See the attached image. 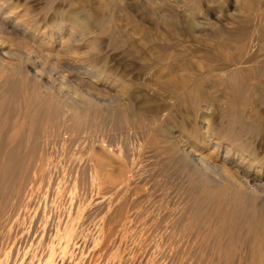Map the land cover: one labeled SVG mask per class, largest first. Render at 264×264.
<instances>
[{"label": "bare ground", "instance_id": "obj_1", "mask_svg": "<svg viewBox=\"0 0 264 264\" xmlns=\"http://www.w3.org/2000/svg\"><path fill=\"white\" fill-rule=\"evenodd\" d=\"M87 1L45 0L39 19L42 13L32 16L26 8L21 15L15 2L0 0V220L9 223L6 232L13 234L9 218L17 195L20 206L32 202V209L15 215L19 223L28 216L29 232L39 233L30 245L36 252L61 211L87 227L95 223L108 238L145 237L146 249L156 242H148L149 235H168L161 248L176 247V256L202 248L206 237L226 228H244L250 241L240 252L264 264V61L243 54L244 42L264 27L262 0L253 1V13L245 0H234L246 14L233 36L239 56L201 50L197 60L184 59L180 49L195 45L204 25H216L205 13L226 0H112L114 6L89 0L99 16ZM146 19L165 25L174 39L161 32L165 51L150 50L153 60L140 58L121 74L111 56L138 54L134 38L144 48L153 43L140 26ZM31 171L33 183L48 186L49 195H28ZM176 180L189 205L180 202L185 216L174 221L159 200ZM157 197L161 209L152 211ZM211 205L210 224L199 212ZM215 241L224 247V240Z\"/></svg>", "mask_w": 264, "mask_h": 264}, {"label": "rangeland", "instance_id": "obj_2", "mask_svg": "<svg viewBox=\"0 0 264 264\" xmlns=\"http://www.w3.org/2000/svg\"><path fill=\"white\" fill-rule=\"evenodd\" d=\"M11 1H12V3L15 2L14 4L17 5L18 7H20L18 12L21 15H23L25 13L26 8H29L31 11H33L32 16H35L38 13H42V14H38L39 19L42 18V15L45 14L46 10H44V9L48 8V6H45L46 5L45 0H11ZM91 1H93V0H91ZM95 1H97V0H95ZM95 1H93V3ZM103 1H105L109 4H112L111 3L112 0H103ZM226 1H227V3L222 2L220 4L219 2H217L216 4L210 5L211 7L210 6L208 7L209 11L207 13H205V15H207L210 18L209 19V20H211V21H209L210 23H213L216 25L213 27L204 25L205 30L203 31V33H201V35H204V36L200 37L199 41L197 43H194L195 45L192 46V44H190V43H187V44L185 43L184 44L185 46L183 45L184 48L180 49V50H182L181 56L182 55H183V57L186 56V58L184 57V59L190 58L191 60H194L196 58V60H197L198 56H200L199 51H201V50L204 52L209 51L208 55H210V56H213V55L215 56V54H216V56H223V57H225L226 55L227 56H239L240 50L237 51L238 50L237 48H240L239 47L240 45L237 44V41H238L237 38L236 37L234 38L233 36L237 35V33L238 34L240 33L241 28L244 26V23H243L244 19L243 18H244V16H246V14L242 15V14H240L241 11L239 10V8H237V9L234 8L236 6V3L234 0H226ZM253 1H256V3H257L258 1L260 2L261 0H245V2H243V0H242V2L245 3L246 7L251 8L249 11L252 13H253V11H251L252 6H253L252 4L255 3ZM262 1H261L262 3L260 2V4L263 5L264 0H262ZM90 2H89V0L87 2H85L84 5L86 6V8L90 12L96 13L97 16L101 15L100 12L98 14L96 11L92 10L91 7H89L90 4L92 3V2L91 3ZM27 5H28V7H27ZM112 6H114V4H112ZM179 11L180 10H178V12L177 11L176 12L179 13ZM140 13L135 12V14L133 13V15L135 16L138 14L139 16H141ZM179 15L181 16L182 14L180 13ZM223 15L228 16L230 19H232V18L237 19V23L236 22L232 23L231 21L226 23L227 21H224L225 18L223 17ZM149 17L150 18L154 17V15L153 16L151 15ZM38 18H36V19H38ZM134 20L139 21V19L137 20L136 18ZM146 20H148V19H146ZM146 20H145V22H140V23H143V25L141 24L140 26L146 33L145 37H147V38L150 37L153 41L150 39L149 40L152 41L153 43L149 44L148 47L146 46V48H144L145 46H143V44H140L139 43L140 41H138L136 38H134L133 40H135V42H134L135 44L134 43L133 44L135 46H137L136 48H138V49H136V50H138L137 51L138 54L134 51V52H131L130 54H128L127 55L128 57L126 55L120 56V57L118 56L119 58L115 57L114 55H112L113 57L111 56L112 59L115 58L114 60H112L114 65H116L117 63H118L117 65H120L121 74H126L124 72H126L128 69L130 70L129 66L131 65V63L132 62H134V63L139 62L140 58H142V59L147 58L149 60L150 59L153 60L154 56L152 57V55H151L152 51H150V50H152V49L154 50L155 48H158V49L160 48L162 50L163 47L166 45L164 42L160 41V39H161L160 37L162 34L161 32H165L167 30V28H165V30H164L165 25L158 26L160 28L159 29V28L155 27V25L151 22L150 19L147 22H146ZM222 21H223V23H222ZM218 27L220 29L222 27L223 32L224 31L225 32L223 33L221 31L222 29L220 30ZM166 32L165 33L169 36V37H167L165 35L166 38L174 39V37L171 36L170 32H168V31H166ZM226 32H228L227 35H226ZM254 34H253L254 37L253 36L249 37V38H252L251 39L252 41L249 40V38H248L247 41L244 42L245 43L244 46L247 43L246 46L248 49H246L245 52L247 51L248 55H247V53H243V54L246 55L247 58H249V55H250V57L253 56L255 59L263 62L264 61V27L262 28L261 26H258L257 30H255ZM186 45H188V46H186ZM221 45H222V47H221ZM183 46H181V47H183ZM244 46L242 45V47H244ZM166 48L167 47H164L163 50L165 51ZM101 49L104 50L105 45H102ZM226 50H228V51L226 52ZM195 56H197V57H195ZM253 57H251V58H253ZM115 61H116V63H115ZM258 66L253 67L255 69V72H254V69L250 70V71L257 73L256 71H257ZM126 67H127V69H126ZM33 174H34V172L31 171L30 172V178L32 181L28 185V195L34 196V194H37L39 191H40L39 192L40 195L41 194L43 196L46 194L49 195L50 193H48V189H47L48 186L41 185L40 183L39 184L33 183ZM176 181H174V183H176V184H172L170 186L169 190H171V191L168 190L167 195H165V197H167V198L163 197V199L164 198L168 199V201L164 200V202H165V204H164L163 201H161L163 199L159 200L160 202H162V204H163L162 206L166 210L167 214H170V212H172L171 213L173 215L172 218H175V219H173L174 221L176 220L177 214H178L177 219H181V218H183L182 216H185V214L183 215V213H185L186 210L182 209L183 208L182 206L184 205V208H186V206L189 205L188 197L183 192L180 191L179 186H178L179 185L178 181L177 182ZM174 187H176V188H174ZM37 188H39L40 190ZM35 192H37V193H35ZM156 195L157 196L163 195V193L158 192ZM171 195L173 196V198H174V196H178V197L177 198L175 197V199H173ZM169 197L171 198V200L172 199L173 200L170 201ZM178 198H179V200H177ZM158 199H160V198L159 197H157V199L155 198L152 211L155 210V207L161 209V203L159 201H157ZM93 201L94 200L92 199L91 203H93ZM169 202L170 203L172 202V204L169 205ZM180 202H181V204H183L182 206H181ZM30 203H32V202H30ZM30 203L27 204V206H23V205L20 206L21 202H20L19 196L14 195V197L12 198V204L15 207L14 210H16V211H14V213L9 218V221H11L9 226H11L13 234H8V232H6L7 231L6 226H7V224H9L6 221V219L2 218L3 221L0 220V222H1L0 224H2V225H0V228H2V229H0V263L1 264H48L49 262H50V264H253L250 254H248L244 250H243L244 252H240L241 247L243 246V248H245V245H247V243H249V241H250L249 237H247L248 238L247 242L245 240L246 236H248V235H247L246 229H244V228H239V227H237L235 229H230V228L227 229L226 228L227 233L225 230L222 233V235H220V236L218 235V237L216 236L217 239H216L214 234L206 237L205 239H206L207 244L204 245L205 247L202 246V248H199V247H197V245H195V248L193 251L191 250V251L185 252L186 254H184L182 256H179L178 254L176 256V253H178V251H177L178 249L176 247L173 246V248L172 247L169 248L170 251L169 250L163 251V248H161V245H162V247H165L164 243H165V239L167 238L168 235H164V236L162 234L149 235L148 236L149 239L147 238L148 242L151 239H152V242H153V240L156 242H153L152 247L147 246L148 248L146 249V247H145L146 244L143 247L144 243L147 242L145 237H144V240H143V237H141L140 235H128V236L125 235L123 237L119 235L118 237L116 236V237L108 238L109 236L104 234L103 232L101 233V230L97 228L98 226L95 223H90L91 225L88 224V227H87L86 223L84 224L85 221L83 222V220H79L80 217H78L79 219L77 217H71V216L68 217V216H65L66 214H63V212H61V211L59 213V214H62V215H59L60 218H59L58 214H55L54 215L55 218L52 220L53 221L52 222V228L54 229L55 232L53 231V229H52V231L54 234L52 232L45 234L46 236H43L44 239H41L40 242H42V243L39 244L40 246H38L39 248L37 249L38 251L36 252L32 248V246H30V245L32 244V242H31L32 239L34 238L33 235L36 234V236H37L39 233H36V231L29 232L28 228L31 227V225L29 223L30 221L28 219V216H26L28 221L25 220L26 219V217H25L21 221V223H19L18 218L20 217V215L17 219H16L17 215H15V213L16 214L22 213V211L25 210L26 208H27V210H30V208L32 206V204H30ZM46 208L41 209V212H44L46 210ZM215 210H216V208L213 207L212 205L208 208V210H206V209L200 210L199 218L201 217L200 218L201 220H207V222L211 224L212 219H215V218H213L214 215L212 216V214H214ZM58 211H59V209L55 210L56 213H58ZM174 212H176L175 215H174ZM204 212H205V214H204ZM206 213H207V215H206ZM215 213H216V211H215ZM191 216L192 215L190 214L188 217L191 218ZM66 217H67V219H66ZM60 220L63 222H61ZM72 220H73V222H72ZM241 220L243 221V219H241ZM13 221H14V225H13ZM55 223L56 224L60 223V224L57 225L58 227H56ZM61 223H64V224H61ZM15 224L19 229L15 226ZM92 224L95 226H93ZM61 225L64 226V227L63 226L61 227V229L63 228V230L61 231L59 229V231H58V228H60ZM85 225H86V227H85ZM22 226H23V228H22ZM35 226H37V225H35ZM53 226H55L56 228ZM215 226L216 227L218 226L217 228H220L221 224L216 222L215 220H213V228ZM217 228H215V229H217ZM55 229H57V230H55ZM215 229H213V230H215ZM3 230H5V231L2 232ZM64 230H65V232H64ZM56 231H58L60 233L62 232V234L60 235L58 232L56 233ZM33 232H34V234H33ZM65 233H66V235H65ZM4 234L7 237H4L5 236ZM55 234L56 235L58 234L57 235L58 238ZM10 235L11 236L13 235V236L10 237ZM51 235H53L54 237L52 236L53 237L52 238ZM179 235L180 236H177V237H179L178 239H180V241H182L184 236L182 234H179ZM223 237H225V238H223ZM19 238H20V240H19ZM219 238L222 240V242L224 240L223 243H224L225 248L222 247L224 250H222V248L218 249L219 248V242L216 243L215 240L219 241ZM18 240L20 241L19 243L17 242ZM66 240H68V241H66ZM8 241H10V243ZM25 241H27V242L25 243ZM62 241H64V242L62 243ZM27 243H29V245ZM68 243H69V245H68ZM243 243H244V245H243ZM61 245H64V247ZM40 249H41V251H40ZM59 249H61V250H59ZM235 249H237V250H235ZM50 250H52V252H50ZM62 250H63L64 255L62 253ZM228 250L239 251V253H238V255L234 254L237 256L226 255V253H227L226 251H228ZM5 252H7V253H5ZM32 254H34V255H32ZM38 254H39V256H38ZM46 254H47V256H46ZM220 254H221V256H220ZM6 255H7V257H6ZM8 257H10V258H8ZM37 257H38V259H37ZM50 259H51V261H50ZM176 260H177V262L178 261L179 262L177 263Z\"/></svg>", "mask_w": 264, "mask_h": 264}]
</instances>
